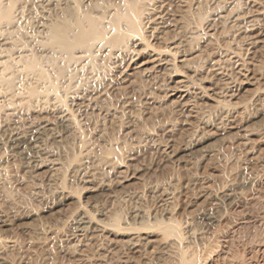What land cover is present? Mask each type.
<instances>
[{"label":"rangeland","instance_id":"1","mask_svg":"<svg viewBox=\"0 0 264 264\" xmlns=\"http://www.w3.org/2000/svg\"><path fill=\"white\" fill-rule=\"evenodd\" d=\"M0 41L7 264H264V0H0Z\"/></svg>","mask_w":264,"mask_h":264},{"label":"bare ground","instance_id":"2","mask_svg":"<svg viewBox=\"0 0 264 264\" xmlns=\"http://www.w3.org/2000/svg\"><path fill=\"white\" fill-rule=\"evenodd\" d=\"M3 4V3H2ZM49 4V3H48ZM156 4V3H155ZM31 5V4H30ZM62 5V4H61ZM68 5V4H67ZM59 6V5H58ZM134 6V5H133ZM8 8V7H7ZM44 8H46V7H44ZM49 8V7H48ZM54 8V7H53ZM62 8H63V6H62ZM31 9V8H30ZM47 9V8H46ZM65 9V8H64ZM64 9H63V11H64ZM6 10V9H5ZM22 10V9H21ZM59 10V9H58ZM66 10V9H65ZM67 10H68V8H67ZM74 10V9H73ZM53 11V10H52ZM60 12V11H59ZM66 12H68V11H66ZM56 13V12H55ZM62 13V12H61ZM71 13V12H70ZM69 13V14H70ZM45 14V13H44ZM68 13H66V15H67ZM73 14V13H72ZM71 14V15H72ZM128 14V13H127ZM58 15V14H57ZM61 15H63V14H61ZM152 15V14H151ZM29 16V15H28ZM45 16V15H44ZM73 16H74V14H73ZM130 16V15H129ZM155 16V15H154ZM62 17V16H61ZM62 19H64L63 17H62ZM12 20H14L13 18H12ZM40 20V19H39ZM73 21H74V19H73ZM82 21V20H81ZM133 22H134V20H132ZM39 22V21H38ZM44 22H45V20H44ZM75 22V21H74ZM125 22V21H124ZM7 23V22H6ZM48 23V22H47ZM51 23V22H50ZM58 23V22H57ZM62 23V22H61ZM166 23V22H165ZM16 24V23H15ZM96 23H94L93 21H92V25H91V27L89 28V29H87V30H80L79 32H77V34H76V36H72L71 35V27H70V25H69V23H66V22H63L62 24H58L57 26H54L50 31H51V37H52V40H51V42L53 41L57 46H58V48L60 47V48H63L64 50H66V51H69V50H72L75 46H83V47H85V46H88V42L90 41V39L92 38V36H94V33L97 31V26L95 25ZM44 25V24H43ZM47 25V24H46ZM127 25V24H126ZM26 26V25H25ZM48 26H49V24H48ZM52 26V25H51ZM7 28V27H6ZM131 28V27H130ZM3 29V28H2ZM5 30V29H4ZM9 30V29H8ZM11 30V29H10ZM49 31V32H50ZM5 32H7V31H5ZM10 32V31H9ZM43 32V31H42ZM46 32H47V30H46ZM10 33H12V32H10ZM9 34V33H8ZM7 35V34H6ZM5 35V36H6ZM10 37V36H9ZM9 37H7V38H9ZM15 40V39H14ZM26 40V39H25ZM21 41V40H20ZM1 42V41H0ZM30 42V41H29ZM29 45V44H28ZM37 45V44H36ZM7 46V45H6ZM3 47V46H2ZM16 47V46H15ZM1 48V47H0ZM10 48V50H11V48L12 47H9ZM9 48H7V47H5V49H9ZM14 48V47H13ZM59 48V49H60ZM178 49V48H177ZM1 51H2V48L0 49ZM14 49H12V51H13ZM9 51V50H8ZM52 51H54V50H52ZM85 51H86V49H85ZM6 52V51H5ZM47 52V51H46ZM7 53V52H6ZM10 53H12V52H10ZM14 53V52H13ZM12 53V54H13ZM1 54V53H0ZM69 54V53H68ZM7 56V55H6ZM12 56H14V55H12ZM26 57V56H25ZM31 57V56H30ZM0 58H1V56H0ZM4 59V58H3ZM7 58H5V61H7L6 60ZM23 60V59H22ZM0 61H1V59H0ZM2 62V61H1ZM4 62V61H3ZM8 63V62H7ZM11 64V63H10ZM1 70V69H0ZM44 75V74H43ZM122 75V74H121ZM41 77H42V75H41ZM40 77V78H41ZM44 77V76H43ZM7 78V77H6ZM42 79V78H41ZM27 85V84H26ZM8 104V103H7ZM6 108V107H5ZM9 112V111H8ZM63 114V113H62ZM62 116V115H61ZM67 117V116H66ZM69 117V116H68ZM59 118V117H58ZM17 119V118H16ZM19 119V118H18ZM73 119V118H72ZM69 118L67 119V118H62V119H60V125L62 124V125H65V126H67L68 125V123H69ZM58 121H59V119H58ZM72 121V120H71ZM54 123V122H53ZM57 123V122H56ZM49 124V123H48ZM58 124V125H59ZM227 124V123H226ZM13 125V124H12ZM18 126V125H17ZM17 126H16V128H17ZM44 126H46V125H44ZM43 126V127H44ZM51 126V125H50ZM6 127V126H5ZM11 127V126H10ZM19 127V126H18ZM40 127H42V126H40ZM9 128V127H8ZM33 128V127H32ZM14 129V128H13ZM12 129V130H13ZM44 129V128H43ZM75 129V128H74ZM35 130V132L34 133H31V134H29V135H25L24 137L23 136H21L20 134H17V133H15V134H13L12 136H11V145H12V147H14V148H16V149H18L20 152H22V154H24V155H28V154H30V152H27V148H30V149H34V146H35V144L38 142V140L41 138V137H43V133H44V131H39V130H36V129H34ZM33 130V131H34ZM45 130V129H44ZM14 131H17V130H15L14 129ZM13 131V132H14ZM32 131V132H33ZM258 131V130H257ZM46 132V131H45ZM28 133V132H27ZM21 134H22V132H21ZM23 134H25L24 132H23ZM22 134V135H23ZM44 135H46V134H44ZM47 138V137H46ZM6 139V138H5ZM40 140H42V139H40ZM39 140V141H40ZM1 145V144H0ZM3 145V144H2ZM38 146H39V144H38ZM1 147V146H0ZM39 148V147H38ZM15 149V150H16ZM36 149H37V147H36ZM35 149V150H36ZM40 150V149H39ZM31 151V150H30ZM18 153V152H17ZM34 153H35V151H34ZM36 153H38V152H36ZM55 153V152H54ZM33 154V153H32ZM29 156V155H28ZM33 159V158H32ZM232 188V187H231ZM218 189V188H217ZM209 192H211V191H209ZM208 193V192H207ZM229 193V192H228ZM224 194H225V192H224ZM206 195V194H205ZM208 195H210V196H212V198H215V196L214 195H212L211 193H208ZM224 196V198H227V199H230L231 198V196L230 195H223ZM233 196V195H232ZM211 198V199H212ZM223 198V197H222ZM232 199V198H231ZM216 200V199H215ZM215 211V210H214ZM209 212V211H208ZM86 215V213L85 212H81V213H79V216H80V222H78V223H75V224H79L78 225V227L79 228H84L86 225H88V224H90V221H88V219H87V217L85 216ZM210 215V214H209ZM220 217V216H219ZM210 218H212L213 220H216V217L215 216H213V217H210ZM221 218V217H220ZM78 220V219H77ZM77 220H75V221H77ZM92 221V220H91ZM94 223V222H93ZM74 224V223H73ZM92 226V225H91ZM77 227V226H76ZM77 229V228H76ZM178 229V228H177ZM74 230H75V227H74ZM52 230H49V233L52 235L53 233L51 232ZM37 232V231H36ZM40 232V231H39ZM54 232V231H53ZM66 232V231H65ZM55 234V233H54ZM64 234V233H63ZM93 235V234H92ZM42 236V235H41ZM43 237V236H42ZM50 237V236H49ZM73 237V236H72ZM10 239V238H9ZM40 239V238H39ZM48 239V238H47ZM56 239V238H55ZM62 239V238H61ZM33 240V239H32ZM69 240V239H68ZM60 241V240H59ZM167 243V242H166ZM165 243V244H166ZM15 244H14V242L13 241H6L5 243H1L0 244V246H4V247H12V246H14ZM174 245V244H173ZM262 245V244H261ZM166 246V245H165ZM164 246V247H165ZM38 247V246H37ZM40 247V246H39ZM46 247V246H45ZM68 247V246H67ZM163 247V246H162ZM169 247V246H168ZM13 249V248H12ZM164 249V248H163ZM169 249V248H168ZM11 250V249H10ZM66 250H68V249H66ZM2 255V254H1ZM183 258V257H182ZM252 261V260H251ZM258 262V261H257ZM0 264H7V261L4 259V258H2V257H0ZM10 264V263H9Z\"/></svg>","mask_w":264,"mask_h":264}]
</instances>
